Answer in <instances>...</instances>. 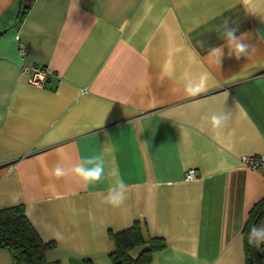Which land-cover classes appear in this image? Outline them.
I'll return each instance as SVG.
<instances>
[{
    "label": "crops",
    "instance_id": "crops-1",
    "mask_svg": "<svg viewBox=\"0 0 264 264\" xmlns=\"http://www.w3.org/2000/svg\"><path fill=\"white\" fill-rule=\"evenodd\" d=\"M244 154H264V0H0V209L48 261L111 264L137 220L165 241L151 264H245L264 177Z\"/></svg>",
    "mask_w": 264,
    "mask_h": 264
},
{
    "label": "trees",
    "instance_id": "trees-1",
    "mask_svg": "<svg viewBox=\"0 0 264 264\" xmlns=\"http://www.w3.org/2000/svg\"><path fill=\"white\" fill-rule=\"evenodd\" d=\"M23 8L19 19H22ZM264 214V197L254 203L249 210L243 228V248L245 264H264V232L258 237V224ZM114 242V250L109 253L111 264H151L153 253L165 247L159 236L144 238L141 224L136 220L129 227L117 232H109ZM53 245L43 241L25 215L23 205H13L0 209V247L7 249L13 264H59L48 261L45 251ZM144 247L136 256L130 251L138 246ZM81 264H92L83 258Z\"/></svg>",
    "mask_w": 264,
    "mask_h": 264
},
{
    "label": "built area",
    "instance_id": "built-area-1",
    "mask_svg": "<svg viewBox=\"0 0 264 264\" xmlns=\"http://www.w3.org/2000/svg\"><path fill=\"white\" fill-rule=\"evenodd\" d=\"M18 52L21 57L27 53V47L23 41L18 38ZM20 69L27 73L28 83L34 86H43L48 76V69L46 67L20 63ZM240 161L243 165L258 171L264 177V154H244L240 156ZM196 177L195 169L189 168L184 172L186 180Z\"/></svg>",
    "mask_w": 264,
    "mask_h": 264
},
{
    "label": "rangeland",
    "instance_id": "rangeland-1",
    "mask_svg": "<svg viewBox=\"0 0 264 264\" xmlns=\"http://www.w3.org/2000/svg\"><path fill=\"white\" fill-rule=\"evenodd\" d=\"M257 228H258V237H260L261 234L264 232V214L261 217Z\"/></svg>",
    "mask_w": 264,
    "mask_h": 264
}]
</instances>
